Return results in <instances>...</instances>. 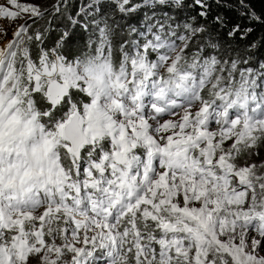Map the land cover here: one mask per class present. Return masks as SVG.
I'll use <instances>...</instances> for the list:
<instances>
[{
  "label": "snow or ice",
  "instance_id": "6c2138e0",
  "mask_svg": "<svg viewBox=\"0 0 264 264\" xmlns=\"http://www.w3.org/2000/svg\"><path fill=\"white\" fill-rule=\"evenodd\" d=\"M213 3L0 0V264H264V38Z\"/></svg>",
  "mask_w": 264,
  "mask_h": 264
},
{
  "label": "trees",
  "instance_id": "16d2710c",
  "mask_svg": "<svg viewBox=\"0 0 264 264\" xmlns=\"http://www.w3.org/2000/svg\"><path fill=\"white\" fill-rule=\"evenodd\" d=\"M34 2L46 3V2H49V0H34ZM187 2L191 3V0H187ZM227 2H228V5L226 8H217L215 3H213L212 4V14L215 15L217 12L223 13L226 16L230 17L233 23L239 20L243 24H245L246 26L252 29L251 34L246 40H237L233 44L234 49H236L237 51H240L249 42L254 41V40H259L260 38H264V0H247L243 8L237 5L236 0H227ZM81 3L87 4L89 3V0H72L71 10L73 13H75L77 5ZM196 11H198V9H190L189 13L191 15H195ZM245 11L251 12L250 19L248 17H243L241 15ZM140 19H141V16L137 15V16H134L130 22L138 24ZM24 22L25 21H23L22 23ZM221 51H223V49ZM241 55H243L242 51H241ZM251 55H253L255 59L252 61L250 66L255 67L259 61L264 60V47H261L258 50L253 51ZM99 255L102 256V254H99Z\"/></svg>",
  "mask_w": 264,
  "mask_h": 264
},
{
  "label": "rangeland",
  "instance_id": "374dc122",
  "mask_svg": "<svg viewBox=\"0 0 264 264\" xmlns=\"http://www.w3.org/2000/svg\"><path fill=\"white\" fill-rule=\"evenodd\" d=\"M21 3H28V2H34V0H20ZM24 20H18L15 22V24L18 26L19 24H21ZM4 29L8 30L9 33V37H11L12 33L14 32L15 28L12 27V22L8 21V20H2L0 19V31H3ZM0 42H6L3 41L2 38H0ZM95 264H107L105 258L103 257V255H99V253L96 256L95 259Z\"/></svg>",
  "mask_w": 264,
  "mask_h": 264
}]
</instances>
